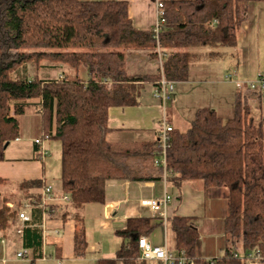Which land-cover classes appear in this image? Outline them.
I'll return each instance as SVG.
<instances>
[{
    "label": "trees",
    "instance_id": "trees-1",
    "mask_svg": "<svg viewBox=\"0 0 264 264\" xmlns=\"http://www.w3.org/2000/svg\"><path fill=\"white\" fill-rule=\"evenodd\" d=\"M161 2L165 26L156 43L150 31L133 27L126 2L0 0V162L5 160L8 144L19 137L17 118L36 107L41 138L60 142L61 191L69 196L77 221L84 205L104 203L108 180L163 179V169L154 165L156 142L123 151L110 146L106 140L109 109L136 107L146 83L158 87L161 79L186 81L191 48H234L247 6L264 0ZM157 47L166 55L162 73L127 75L126 51L150 50L156 58ZM44 62L75 73L83 70L87 80L78 76L40 79L37 71ZM27 65L34 68L31 77L25 75ZM259 96L242 86L237 89L231 118L223 120L214 110L198 109L186 132L170 133L165 169L169 185L180 188L196 182L203 191L227 189L222 227L226 246L219 258L195 257L199 236L192 217L173 215L167 220L174 248L183 249L195 264H246L254 259L264 264V129L255 122L251 105ZM7 184L0 179V185ZM43 184L42 180L22 181L17 190L22 200L31 202L35 196L29 192ZM7 201L4 198L0 206V232L15 220L16 210H9ZM53 210L62 218L68 214V208ZM34 213L31 224L39 223L42 215L41 210ZM156 228L151 218L128 219L116 232L121 244L115 259L98 264H147L139 260L138 239ZM23 238L24 247L40 250L39 229L26 228ZM85 245L84 230L79 227L73 238L75 257L84 255Z\"/></svg>",
    "mask_w": 264,
    "mask_h": 264
},
{
    "label": "crops",
    "instance_id": "crops-1",
    "mask_svg": "<svg viewBox=\"0 0 264 264\" xmlns=\"http://www.w3.org/2000/svg\"><path fill=\"white\" fill-rule=\"evenodd\" d=\"M81 1L126 2L128 17L133 27L139 31H150L155 23L156 2L166 0ZM189 52L192 60L188 67L187 80L179 83L170 82L172 85L171 99L165 103L164 108L154 97V84L146 83L140 90L136 107L109 109L107 124L110 130L106 140L114 150L139 149L142 144L155 143L159 123L163 117L173 130L180 133L188 130L198 109L214 110L223 120L231 118L237 88L233 82L226 80L227 75L233 74L235 81L246 85L255 81L260 73H264V2L250 3L247 6L246 20L241 25L234 48L211 50L196 47L191 48ZM41 64L39 70L54 69L56 75L54 78H45V75L41 77L38 71L37 75L40 79L56 80L59 76H78L84 81L87 80L83 70L75 73L62 65ZM27 66L25 75L28 76L30 71ZM125 71L129 76L151 77L158 75L159 66L150 50H128L125 52ZM63 73L65 75H62ZM30 103L36 104L37 101ZM251 105L255 122L261 123L264 129V94L260 95L257 101L251 102ZM30 109L36 113L35 117L39 116L36 107ZM24 116L17 118L19 134ZM35 139L39 138L35 137L29 141L31 143L30 152H26L30 153V158H16L18 156L6 158L5 155V160L0 162V179L6 180L8 184L0 186L7 187L11 182L10 187L17 189V185L22 181L42 180L43 183L45 182L40 167L35 163L40 161L35 155L36 146L33 144ZM14 142L20 143L21 138L18 137ZM8 147L9 144L5 148V153L8 152ZM44 185L47 184H43L42 187ZM42 187L29 192L31 196H35L31 201L39 199ZM55 191L61 193V186ZM104 191V203L84 205L78 212L80 217L78 221L73 217L76 210L71 206L64 207L68 208V214L64 218L55 212L52 213L53 216H46L43 219L40 216L37 224H31L33 223L31 219L27 228L39 229L41 247L38 252L28 248L31 251L29 260L15 259V253L24 247L23 235L22 237L16 236L13 233V227L0 232V259L6 260L4 264H98L100 260H112L115 259V254L121 244V239L116 236V232L123 229L127 220L132 218H151L153 223L157 224V228L147 236L148 240L154 245L165 243L168 247L174 248V236L167 224L163 227L157 216L141 204L163 193L171 197L167 207L168 218L173 215L193 218V224L199 236L195 257L208 261L222 255L226 246L222 229L227 211L226 188H211L203 191L201 185L194 182H187L180 188H175L169 185L163 177L160 182L143 183L108 180L105 182ZM22 201V203L27 202ZM8 204L13 205L7 201L5 206ZM8 209L13 210L9 207ZM219 212L221 242L213 247L209 243L202 245L200 240H204L205 237L202 238L204 225L201 221L206 215H211L212 217L207 220L214 223L217 221L214 216ZM33 216H35L34 211L31 213V218ZM79 227L84 230L86 245L84 255L77 258L74 256L73 238L75 230ZM41 254L45 255L44 260L40 259ZM117 264L121 263L117 262Z\"/></svg>",
    "mask_w": 264,
    "mask_h": 264
},
{
    "label": "built area",
    "instance_id": "built-area-1",
    "mask_svg": "<svg viewBox=\"0 0 264 264\" xmlns=\"http://www.w3.org/2000/svg\"><path fill=\"white\" fill-rule=\"evenodd\" d=\"M165 26V19L163 17V4L161 1L156 2V15L155 23L150 30L153 39L158 43L159 33ZM157 63L159 66V71L162 73V64L166 59V55L156 48ZM233 74H229L226 77L227 81H231L235 84L236 88L239 89L242 86L258 93L260 95L264 94V73H260L255 81L249 82L246 85L234 80ZM172 85L170 82H165L163 79L160 80L159 86L155 87L154 97L160 101L163 108L165 103L171 99ZM173 128L169 125L165 117H163L159 123L157 130L156 143L158 151L156 153V158L154 165L161 167L163 169L164 179L170 175L166 169V154L169 148L170 133ZM33 144L36 146L35 155L38 160L43 161L47 156V151L43 146V140L41 138L35 139ZM39 199L33 200L31 202H24L20 207H15L8 204L10 209L16 210L15 220L12 224L13 233L22 237L24 230L31 223V213L35 210L42 211V219L48 217L54 212L53 208H63L70 205L69 196L61 193H57L52 185H44L40 190ZM171 201V197L167 193H163L161 196L152 198L148 201H143L141 204L148 207L149 210L157 216V219L161 221L163 227L166 226L168 220L167 207ZM3 243V242H1ZM138 249H139V260L146 262L147 264H195V259L190 258L186 255L183 249L177 250L175 248L168 247L165 243L162 245L152 244L147 237L141 236L138 239ZM31 258V251L28 248L22 247L15 253V259L24 261ZM45 255L41 254L40 259L44 260ZM210 261V260H208ZM6 260L4 258L0 259V263L4 264ZM211 264V263H210ZM246 264H263L260 260H247Z\"/></svg>",
    "mask_w": 264,
    "mask_h": 264
},
{
    "label": "rangeland",
    "instance_id": "rangeland-1",
    "mask_svg": "<svg viewBox=\"0 0 264 264\" xmlns=\"http://www.w3.org/2000/svg\"><path fill=\"white\" fill-rule=\"evenodd\" d=\"M43 65L48 64L47 62L42 63ZM41 64V65H42ZM29 69V77L33 76L34 68L32 65L27 66ZM23 71V70H22ZM41 77L45 75V78H54L56 72L54 69H38ZM37 71V73H38ZM62 75H65L64 73ZM72 77V76H69ZM62 76L57 77V79H61ZM36 113L32 111V109H28L25 116L21 121V131L19 137L21 138L20 143H15L14 141L9 143L8 152L5 153L6 158L8 156H18L16 158H30V148L31 143L29 142L31 139L38 137L41 138L42 132L40 125V118L35 117ZM43 140L44 148L47 151V156L44 158L43 162H35L37 166L40 167L41 175L43 173V178L45 179L44 184L52 185L55 190H59L60 183V142L57 139H48L41 138ZM17 149V151H15ZM22 149V150H21ZM196 183V182H194ZM12 185L9 182L7 187L0 186V205L2 204V200L7 198L9 203L13 204L14 208L21 205L22 196L14 187H10ZM8 208V206H6ZM201 211V210H200ZM211 215H206L203 219L202 224L204 225L202 228V238L204 240H200L201 244L209 243L213 247V245H217L221 242L222 232L220 230V212L214 216V219L217 218V221L213 223V221L207 220ZM219 220V221H218ZM201 239V236H200Z\"/></svg>",
    "mask_w": 264,
    "mask_h": 264
}]
</instances>
